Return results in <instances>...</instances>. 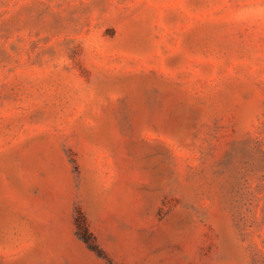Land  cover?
<instances>
[{"label":"rangeland","instance_id":"obj_1","mask_svg":"<svg viewBox=\"0 0 264 264\" xmlns=\"http://www.w3.org/2000/svg\"><path fill=\"white\" fill-rule=\"evenodd\" d=\"M0 264H264V0H0Z\"/></svg>","mask_w":264,"mask_h":264},{"label":"trees","instance_id":"obj_2","mask_svg":"<svg viewBox=\"0 0 264 264\" xmlns=\"http://www.w3.org/2000/svg\"><path fill=\"white\" fill-rule=\"evenodd\" d=\"M82 239L86 242V238L82 237Z\"/></svg>","mask_w":264,"mask_h":264}]
</instances>
